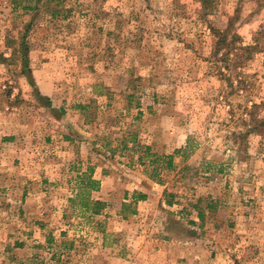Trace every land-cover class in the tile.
Returning <instances> with one entry per match:
<instances>
[{
    "label": "rangeland",
    "instance_id": "rangeland-1",
    "mask_svg": "<svg viewBox=\"0 0 264 264\" xmlns=\"http://www.w3.org/2000/svg\"><path fill=\"white\" fill-rule=\"evenodd\" d=\"M260 30L264 0H0V264H264Z\"/></svg>",
    "mask_w": 264,
    "mask_h": 264
},
{
    "label": "trees",
    "instance_id": "trees-1",
    "mask_svg": "<svg viewBox=\"0 0 264 264\" xmlns=\"http://www.w3.org/2000/svg\"><path fill=\"white\" fill-rule=\"evenodd\" d=\"M259 34H264V30H260L258 32ZM240 35L236 32L231 31V29L225 30L223 32L218 33V38H217V48H221L224 46V52H223V58L225 61H238L239 59H250L253 56V53L256 50H261L260 49V42H254L252 44L248 45H240ZM259 39V38H258ZM19 50L22 53V64L25 68H28V52H29V46L26 40V35L24 34L23 37H21V45L19 47ZM38 96L40 98H43L46 102L47 106H51V100L48 96H45L41 94L40 92L38 93ZM131 96V94L129 95ZM256 104H253L255 106ZM89 107V105H85L82 108L86 110V108ZM61 112H64V108H60ZM134 142L137 144V137L135 135ZM126 145V144H125ZM126 147V146H125ZM147 149H149V146H147ZM182 150V148L177 149L176 152L179 153ZM170 162H169V167L173 166V155H170ZM140 159H143L142 156H140ZM79 181V187H80V192L76 194V198H81L82 199V204L84 207H86L87 210L91 211L94 214L101 213L102 210L107 206V202L93 198L92 191L93 190H98L100 187V181L96 178L93 177V170L92 168L90 169V173L84 172L82 175L78 177ZM148 197L146 193L139 192L138 197L135 200L137 202L138 200H144ZM169 204H172L173 201L169 200ZM127 205V204H124ZM199 216L203 217L204 214L200 211Z\"/></svg>",
    "mask_w": 264,
    "mask_h": 264
},
{
    "label": "crops",
    "instance_id": "crops-1",
    "mask_svg": "<svg viewBox=\"0 0 264 264\" xmlns=\"http://www.w3.org/2000/svg\"><path fill=\"white\" fill-rule=\"evenodd\" d=\"M47 95H51V94H47ZM96 177H98V178H101V176L100 175H98V171H96ZM17 185H18V183H17ZM21 192H22V200H21V203H22V205H23V201H24V197H25V195L24 194H26V188L24 187V189H21ZM15 203L16 204H14V206H16V205H18V203H19V201H15ZM12 205V204H11ZM21 207H25L24 205L23 206H20V208ZM1 210H2V206L0 205V225H2V222H3V220H4V218L2 217V212H1ZM2 235L0 234V237H1ZM114 259V258H113Z\"/></svg>",
    "mask_w": 264,
    "mask_h": 264
}]
</instances>
